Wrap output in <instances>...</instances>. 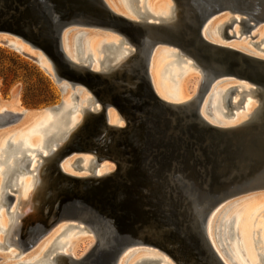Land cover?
I'll list each match as a JSON object with an SVG mask.
<instances>
[{
	"label": "bare ground",
	"instance_id": "1",
	"mask_svg": "<svg viewBox=\"0 0 264 264\" xmlns=\"http://www.w3.org/2000/svg\"><path fill=\"white\" fill-rule=\"evenodd\" d=\"M103 1L114 14L132 22L127 23L128 28L113 26L99 28L95 24L86 25L87 20L84 19L82 22L69 26L63 32L61 39L62 50L72 67L81 72L90 69L99 77L96 85L87 87L76 80H70L71 83H69L65 76L61 84L63 83L64 87L62 99L66 103V110L60 111L59 116L57 113V118H54L56 113H52L51 116V112L43 108H23L17 97L9 104L0 102V117L8 118L7 114L12 113L23 114L17 122L0 127V130H4L0 133V249L10 250L9 254L19 259L13 264H67L60 256L61 253L72 255L77 260L83 261L87 260L96 244L98 248L95 252L108 249L113 244L112 220L101 217L95 212L86 211L76 217L60 220L31 248L25 250L19 248L22 241L20 233L23 228L27 229L32 224L40 226L50 213L52 218L55 215L53 209L58 200L57 196L64 190L58 185L57 152L55 151H72L62 161L60 168L65 174L76 178H107L109 176L119 178L120 174H124L129 169L130 164L123 151L124 147H119L117 142L122 139L124 131H129L135 123L138 125L137 120L145 116V113L136 109L135 105L142 100L139 95V83L145 47L151 43H156L157 47L151 57L149 73L152 87L161 100L169 103L187 102L197 94L202 80L208 82L215 77L205 96L201 114L213 126L230 129L234 134L245 133L246 151L236 159V168L231 176L237 173L239 176L246 177L245 179L259 178V173L253 171L252 167L254 161L263 156L262 150L257 145H264V77L261 74V70L264 69L262 65L250 59L245 61V57L243 59L241 56L227 55L229 54L227 51L208 48L200 42L197 34L178 33L179 25L191 22L193 15L186 0H149L153 6H150V3L147 6L145 4L147 0H120L121 4L117 3V0ZM243 1L245 6H241L235 0L236 5L230 4L213 15L204 25L201 35L211 44L227 47L245 56L264 61V0ZM138 3L142 5L138 6ZM226 13H232L231 15L235 17L230 19ZM232 20L235 21L230 30V33L235 35L233 39L241 40V37L246 36L253 40L257 36L258 43L247 42V40L239 44L222 43V40H232L225 35V28ZM148 22L155 25H148ZM70 28L97 29L116 34L118 37L100 42L98 49L100 58L97 59L96 47L99 43L97 38L92 42L88 31ZM251 36L254 38L252 39ZM0 45L8 48L12 46L13 48L10 49H16L14 51L22 55L25 53L31 56L35 59L34 62L56 81V74L59 75V71L52 64L49 56L32 46L30 42L13 34L0 32ZM254 47L257 49H253ZM158 56L161 59L164 57L171 59V62L166 63L165 69L162 70L163 81L166 80L170 84L161 85L162 90L153 71ZM223 60L237 62L231 66L228 62L222 63ZM193 70L201 77L197 76L194 90L189 93L187 86ZM71 89L74 91L71 92ZM76 95L79 99L75 106ZM235 96H240V99H236ZM253 100L257 102L255 107L252 106ZM242 103L244 114L241 113L242 111L233 112L241 108ZM102 104L107 107L105 116L109 127L114 132L115 139L112 143L99 147L95 144L86 145V150L94 148L93 152L76 151L79 146L78 138H76L78 132L94 116L102 112ZM111 108L118 112V117L112 113ZM70 109L73 110L68 115ZM36 118L41 120L34 127L27 129V136L14 135L24 132L22 130ZM174 123H177L176 120ZM14 125L17 126L15 129L7 130ZM185 125L186 123L182 122L178 132ZM75 154H83L91 158H75ZM100 158L103 160L99 161ZM79 159H82L81 165L77 163ZM29 175L32 177L31 180L28 179ZM175 177V174L170 176V182L172 180L174 185L177 184ZM170 189L168 187L171 192ZM262 190L264 188L258 191ZM12 193L14 197L13 202L10 203L7 195ZM17 193H20L18 197ZM236 197H225L213 209L207 220L208 239L224 264H264V250L261 252L262 243L259 240H253V244L259 247L256 252L260 259L256 260L255 254L248 251L249 229L247 226L245 230L241 228L242 216L244 217L242 208L240 209L237 202L229 204ZM262 198L264 197H255L256 200L250 203V209ZM195 211L197 213L200 210L195 209ZM196 219L194 218L190 223L191 230L195 233L197 232ZM40 227L42 229V226ZM75 229L79 231H73ZM168 231L165 228L148 229L141 233L137 242L146 241L145 244H139L146 246L130 247L122 253L117 264H121L123 255L131 248L135 250L128 252L126 257L139 254L142 248L150 249L144 250L148 253L140 254L134 264H193L191 256L188 257L180 252L176 241L166 239L165 235L169 233ZM239 231L241 239L238 236ZM82 235H90L92 239L82 249L83 253L77 255L80 244L75 243L73 239ZM198 237L201 238V235L199 234ZM262 241L264 242V227ZM11 248H16L19 253H15ZM200 248L205 250L202 240ZM31 250H34L32 253L36 254L28 258L22 257ZM1 259L2 257L0 261Z\"/></svg>",
	"mask_w": 264,
	"mask_h": 264
},
{
	"label": "water",
	"instance_id": "2",
	"mask_svg": "<svg viewBox=\"0 0 264 264\" xmlns=\"http://www.w3.org/2000/svg\"><path fill=\"white\" fill-rule=\"evenodd\" d=\"M237 1L241 6H245L243 0ZM186 2L193 15L191 22L179 25L178 33L197 34L200 42L206 47L227 51V55L245 57V61H256L264 69L263 60L211 44L201 35L207 21L230 4L236 5L235 0ZM84 19L87 20L86 25L95 24L99 28L113 26L126 29L127 23H132L114 14L103 0H0V32L21 37L49 56L59 71L54 83L60 89L61 95L64 91L61 81L65 76L67 82L76 80L87 87L96 85L99 79L90 69L81 72L73 68L62 50L63 32L72 24ZM234 23L232 20L225 28L228 39L235 38V35L230 33ZM148 25L155 24L148 22ZM165 46L171 48L169 45ZM156 47V43L145 47L139 83V95L142 100L135 105L145 116L137 120L138 125L135 123L129 131H124L122 139L117 142L119 147H124L123 151L130 164L129 169L120 174L119 178H76L65 174L60 168L62 161L72 151H55L58 185L64 190L57 196L58 200L53 209L54 217L52 218L50 213L40 225L42 229L33 224L27 229L23 228L20 233L21 250L31 248L60 220L73 218L88 211L112 220L113 244L108 249L95 252L98 248L96 244L87 260L83 261L61 253L60 256L67 264H117L122 253L130 247L146 246L139 245L145 244L146 241L137 242L141 233L148 229L163 228L169 230L165 235L166 239L176 241L180 252L191 256L193 264H224L208 239L207 220L225 197H238L240 194L264 188V145L257 144L263 156L254 161L252 167L253 171L259 173L258 179H245L246 177L237 173L231 176L236 168V159L246 151V139L245 133L234 134L230 129L213 126L202 116L201 108L215 77L208 82L202 80L197 94L187 102L169 103L161 100L152 87L149 73L151 57ZM23 56L35 61L25 53ZM226 62L228 61H222ZM236 62L228 63L232 66ZM78 99L79 96L76 95L75 106ZM65 108L66 103L61 99L59 105L43 109L58 113ZM106 108V105L102 104V112L78 132L76 138L79 146L76 151L93 152L95 149L86 150V145L95 144L99 147L113 142L114 132L107 123ZM72 110L68 111V115ZM7 116L8 118L0 117L1 128L17 122L23 114L12 113ZM175 120L177 123H174ZM182 122L186 125L178 132ZM101 160L103 158L99 159ZM174 174L176 185L172 180L170 182V176ZM13 197V193L7 195L10 203L13 202ZM194 205L199 212L193 210ZM194 218H197L196 233L190 226ZM199 234L202 239L198 237ZM201 240L205 250L200 248Z\"/></svg>",
	"mask_w": 264,
	"mask_h": 264
},
{
	"label": "rangeland",
	"instance_id": "3",
	"mask_svg": "<svg viewBox=\"0 0 264 264\" xmlns=\"http://www.w3.org/2000/svg\"><path fill=\"white\" fill-rule=\"evenodd\" d=\"M148 1L149 0H147L145 4H147V6H149V5L153 6L150 3V1L149 2ZM117 3L121 4V1L117 0ZM148 3H150V4L148 5ZM137 5L141 6L142 4L138 3ZM123 7H124L125 11L128 13V10H126L127 8L125 7V5ZM226 15H227V17H230V19L235 17L229 13H226ZM72 29L73 30L79 29L82 31H88L91 34L90 40L92 42H94V40L97 38V40L99 41V43L96 47L97 59L100 58V54L98 53L100 42L103 40H106V41L114 40V39H117V37H118V36H116V34L109 33V32H103V31H100L97 29L96 30L88 29V28H72ZM237 29L239 30V34L241 35L240 28L238 27ZM254 35H256V32H254ZM241 38H242L241 40H239V39H232L231 41L227 40V39L225 41L222 40V43L228 44V43L233 42L234 44H239V43H244L245 40H247V42H251V43L252 42L258 43L257 36L253 40H251L250 38H247L246 36L245 37L243 36ZM257 47L256 48L254 47L253 49H257ZM165 49H168V48H165ZM159 56L155 60L156 64H155V67H153L154 68L153 71H154V73H156L157 80L159 81L160 89L162 90L161 85L163 86L164 83H166L167 85L170 84V82H168L166 80L163 81V78H162L163 71L162 70L165 69L166 63L171 62L170 61L171 59L167 58V57H164L163 59H161ZM261 74L264 77V70H261ZM197 76L199 78L201 77V75L198 72L193 70L191 72V76H190L192 80L190 79V81L188 82V86H187V91L189 93L193 92V90H194V85L198 79ZM6 77H7V80H5ZM162 81H163V83H162ZM73 91L71 89V92H73ZM16 97L19 98L21 106L25 109L44 108V107L59 105L61 103V99H62L61 91L58 88V86L54 83V80L48 74H46L35 62L30 60L29 58H26L22 54L15 52L14 50H12L8 47H4V46L0 45V102L2 104H9ZM235 98L240 99V96H235ZM76 103H77V101H76ZM255 104H257V102L255 100H253V105L252 104L251 105L253 107H255ZM242 107H243V103L241 105V108L233 110V112L239 113L242 111L241 113H243L244 110L242 109ZM63 110H66V109H63ZM111 110H112V113L116 114L118 117V112L114 108H111ZM60 113L58 112V116ZM50 115L52 116V113H50ZM56 116H57V113L55 114L54 118H57ZM240 117H241V115H240ZM40 120H41L40 118H36L34 120H31L29 126L22 130L24 132L14 134V135L17 137L27 136L28 135L27 129L29 127L32 128L35 125H37ZM16 127L17 126L14 125V126L7 128V130H12V129H15ZM2 131H4V130H0V133ZM83 157H86V158L90 157L91 158V156H86L83 154H75V158H83ZM77 163L79 165H81V161H79ZM108 164L112 165L109 162H108ZM77 173H80V172L77 171ZM28 179L31 180L32 177L29 175ZM263 194H264V190L250 192V193L238 196V198L236 197V199H234L233 201H231L229 203V204H232L234 202H237V203H239L240 209L242 208V212L244 214V217L242 216L241 228H243L242 230H245L246 226H247L249 229V234H248L249 245H247V247H248V251H251L255 254L256 260L260 259V257L257 255V252H256V250L259 247H256L255 244H253V240H255V241L259 240V242L262 243V246L260 247L261 252H263V250H264V242L262 241L263 227H264V198L257 201L256 206H254L251 209H250V203L252 201L256 200L255 197H258V196L264 197ZM19 195H20V193L16 194L17 197ZM0 222H1V219H0ZM213 230H214V226H213ZM73 231H79V230L75 229ZM239 233H240V231H239ZM239 233H238V236H240V239H241V233L240 234ZM90 239H92V238H90V235H82V236H79V238H77V236L74 237L73 241L75 243L77 242V244H80V249H79L77 255H80V253H83L82 249L85 248L86 245H88ZM132 249L133 248L128 250V252H130ZM142 249H143L142 252H139V254H135V255L133 254L131 257L130 256L126 257V254L128 253L127 252L125 255H123L121 264H134V261L139 259L140 254L143 255L144 252H145V254L148 253L144 250H150V249H146V248L145 249L142 248ZM11 250H13L15 253H19V251L16 248H11ZM34 250H31V251L25 253L22 257L28 258L30 256L35 255L36 253H32ZM133 250H135V249H133ZM9 252H10V250H8V249H5V248L0 249V257H2L0 264H13L19 260L18 258H13L9 254ZM141 258H143V257H141Z\"/></svg>",
	"mask_w": 264,
	"mask_h": 264
},
{
	"label": "trees",
	"instance_id": "4",
	"mask_svg": "<svg viewBox=\"0 0 264 264\" xmlns=\"http://www.w3.org/2000/svg\"><path fill=\"white\" fill-rule=\"evenodd\" d=\"M5 80H7V77L5 78Z\"/></svg>",
	"mask_w": 264,
	"mask_h": 264
}]
</instances>
